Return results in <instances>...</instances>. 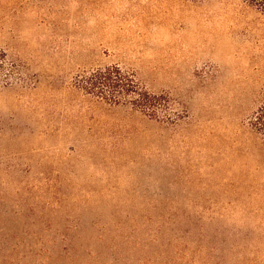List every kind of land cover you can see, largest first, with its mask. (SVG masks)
<instances>
[{
  "label": "rangeland",
  "instance_id": "1",
  "mask_svg": "<svg viewBox=\"0 0 264 264\" xmlns=\"http://www.w3.org/2000/svg\"><path fill=\"white\" fill-rule=\"evenodd\" d=\"M0 51V264H264V0H0ZM105 66L169 109L77 87Z\"/></svg>",
  "mask_w": 264,
  "mask_h": 264
},
{
  "label": "trees",
  "instance_id": "2",
  "mask_svg": "<svg viewBox=\"0 0 264 264\" xmlns=\"http://www.w3.org/2000/svg\"><path fill=\"white\" fill-rule=\"evenodd\" d=\"M8 57L2 51H0V83L2 75L6 71V63ZM4 79L7 82L10 79V74ZM77 87L85 93L97 98L111 106H130L139 112H142L151 119L158 118L161 111H167L170 105V99L167 95L157 94L147 90L141 86L136 80L135 76L123 71L118 66H105L86 71L81 74L77 81ZM161 101H164L162 104ZM164 107V108H162ZM165 115H167L165 113ZM171 119V118H170ZM250 125L252 130L260 137L262 145L264 146V100L259 105L257 110L250 118ZM170 227L168 221H162L161 227ZM161 228H158L155 232H152L150 238L145 239L143 242H157L161 238ZM183 236L178 235L168 240V244L184 245L182 241ZM83 239L82 236H64L61 241L64 242L65 252L76 251L75 244ZM113 237L100 235L95 237V241L98 244H107ZM117 240H123L126 244L134 243L129 237L119 236ZM136 244L140 242L135 241ZM185 246V245H184ZM110 250V246H108ZM92 256L98 257L96 254L98 250L96 248L89 250ZM53 254H47L45 262H50ZM119 257H115L113 262H118Z\"/></svg>",
  "mask_w": 264,
  "mask_h": 264
}]
</instances>
